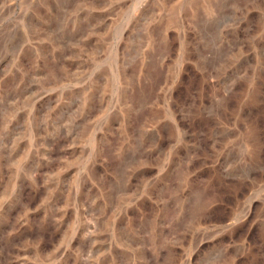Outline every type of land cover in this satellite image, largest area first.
I'll use <instances>...</instances> for the list:
<instances>
[{
	"label": "rangeland",
	"instance_id": "374dc122",
	"mask_svg": "<svg viewBox=\"0 0 264 264\" xmlns=\"http://www.w3.org/2000/svg\"><path fill=\"white\" fill-rule=\"evenodd\" d=\"M0 264H264V0H0Z\"/></svg>",
	"mask_w": 264,
	"mask_h": 264
}]
</instances>
